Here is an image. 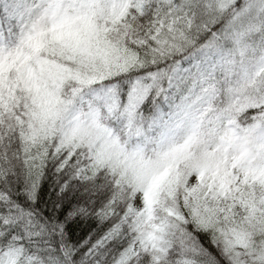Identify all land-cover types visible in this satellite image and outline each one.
<instances>
[{
  "label": "snow or ice",
  "instance_id": "6c2138e0",
  "mask_svg": "<svg viewBox=\"0 0 264 264\" xmlns=\"http://www.w3.org/2000/svg\"><path fill=\"white\" fill-rule=\"evenodd\" d=\"M0 264H264V0H0Z\"/></svg>",
  "mask_w": 264,
  "mask_h": 264
}]
</instances>
